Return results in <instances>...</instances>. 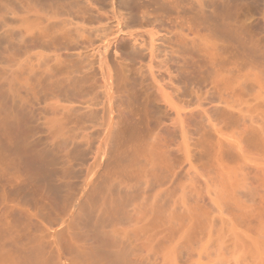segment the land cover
<instances>
[{
  "label": "rangeland",
  "instance_id": "rangeland-1",
  "mask_svg": "<svg viewBox=\"0 0 264 264\" xmlns=\"http://www.w3.org/2000/svg\"><path fill=\"white\" fill-rule=\"evenodd\" d=\"M127 1H129V2H127ZM132 1H134L133 4H132ZM213 1H215V2L217 1V3L220 5L221 2L224 0H220V1L219 0H213ZM228 1H229V8H232V7H233V9L235 8L234 10L230 9L231 12L229 10L228 11L230 13H232V11H236L238 9L237 11L240 12V17L238 16L237 18L245 23L244 24L243 22L236 20L237 24H239L241 22V24H242V26L240 24L241 30L245 28L244 30H242V33L244 34V36H243V34H241V36H243V37H241V39L243 38V40H244V41H241V44L242 45L244 44L243 46L241 45V47H243V48L239 49L240 52L239 51L237 52L238 48L237 49H235L234 47L232 48V46L237 47V44L235 42L234 43L236 45L232 44V46H231L230 43H232V41L231 42L229 40L226 41V38L224 41L221 40V39H223V37L220 36L221 34H219V29H220L219 27H218V30H215L218 26V25H216V28L213 29V31H211L212 29L210 31H211V33H214V31H216L214 34H216V35L219 34L218 36H220V38H221L220 40H219V38H217V36L214 37V36H212V34H209V33H208V35H206L207 33H204V32L203 33L205 34V36H207V37H205L206 40L208 38L207 41H210V42H207L204 39L203 33H202L203 37L200 34L201 38L198 37L199 35L197 37L195 36L196 38L194 40L196 42L194 40L191 42L190 38L185 39L183 37L184 38L183 39L181 37L183 40L180 41V44L185 45V48L189 47L188 49H191L193 47L192 49L194 51L193 52L194 54H192V55L195 57L193 60V58L190 59V57L192 55H186L185 56L186 58H187V56L189 57L187 59L189 63L187 62V66L185 65L186 64L185 63L184 64L185 66H184L181 61H180V63H176V61H175L176 59H174V60L172 59L173 57H176L179 55H176L175 53H172L170 51L171 50L170 47L173 46L174 41L172 42L171 39L167 38V37H169L168 34H165V35H167V36H165L164 32L161 30L162 32L161 31L158 32L159 35H157V34H155L154 36L148 35V32L150 30H152V26L151 25H147V26L145 25V27H144L143 25H139L138 24L139 18H137V16L133 17L132 21L130 20L129 26H125V24H127L129 21L127 19L122 18V14L126 13V9H123V7L125 8L127 5L130 6V4H132V6H134L135 0H104V2L102 0L101 4L103 3V7H101L102 5L100 4L101 5L100 6L101 11L97 14L99 17V20L95 21L94 23H91V25H88L86 27L87 30H85L84 32L79 33L80 34L79 36H81L80 39H84L86 43L81 45L82 47L78 45V48L76 50H70L69 52H67V55H68V53H69V55L73 54L72 57L75 60L71 57V55H70V57L68 55V57L66 58L64 63L63 62L60 63V61L63 58L59 57V60H58V57H56L55 54L53 55V50L51 49V47L49 49V47L47 46L48 47V49H47V47H45L44 45H41L39 43H38L39 45H37V43L34 44L33 42H30V44L32 43L33 46L36 45L35 48H32L33 46L31 47L29 45V43L26 44V46L29 45V47H26L22 43L19 44V42H18V40H19L18 39L19 29L18 28L20 27V29H21V27H22V26H20L21 21L19 20V19H21L22 15H20L21 12L19 11L20 7H18L19 6L18 0H0V75L2 78V79H0V81H3V83L6 82L5 84L0 82V84L5 86V87H3V86L2 87H3V89L5 88L4 90L7 92V90L9 91V88H8L9 82H7V81H9V79L11 81V77H14L13 79L15 81L12 82V85L17 84L15 86H18V88H17L18 109H19V106L21 105L22 108L25 110V112L28 113V114L27 113H24V114L21 113V111L24 112V110L23 109L21 110V107H20L21 111L18 110V113L20 112V114L23 115L22 117L24 118V120H23L24 123H22V122L20 123V125L17 128V131L12 130V131H10L11 133L10 132L7 133L5 136L7 138H5L4 136L1 137V140H3L2 138L5 139V142H6L5 144H7V147H6L7 149L5 150V148L2 146L1 151H0V152H2V155H0V160H1L0 167L3 171V172H1V170H0V176H2V174H3V176L0 177V179H3L5 181V182H3L4 185L0 183V186L3 185L0 188L4 189L5 192H2L1 190L0 191H1V194L3 193L5 195L4 196L2 194L1 197L3 196V199L6 198L3 200L0 197V199L3 200L2 206L0 203V211L4 210V213L0 212V215L1 216H2V214L5 215L6 210H8L9 215H5L6 217L4 216V218L1 217L0 226L2 224L3 219H5V220L7 219L6 223L10 222L9 223L10 225H8V223H7V225H8L7 227L11 228V226L13 224H14L13 225L14 227L16 226L15 228L12 226L13 229H16L15 235H11V234H14V232H15L14 230H12V228L7 229V227H6V229L4 228L5 231L4 230L0 231L1 232L0 235H2L3 239L6 238V241H8L7 243H10L11 245H14L15 247H16V245H17V247H18V245H19V247H23L27 244V243H24V242H26L27 239H29L32 242L33 240L36 241L35 238L37 237L40 239L39 240L37 239L38 241H36V242L40 243L39 241L42 239L41 241H43L44 244L46 242V244H45L46 248H48L50 250L53 248L52 250L54 252H55V250L57 251V249H60V248H58V247H60V245L65 248L66 246H69L68 244L73 246V244H71V243L75 242V245L77 247V245L80 246L81 243H86L87 241H89L90 243L92 242V243L89 244V242H88L85 244V246L87 244H89V245H91V247L94 246L93 244H95V243L97 244L99 242L98 243L99 245L97 244L98 247L94 248L95 250H98L99 246H101L100 241L102 239H104L109 234V232H111L112 234H109V236H107V237H111L110 235L113 236L114 234H116V235H114L113 238H111L113 240H114V238H116L115 240H117V242L119 241L117 243L116 248H118V247L121 248V246H122V248L123 247L125 248L128 246L127 251H130V253L132 254V256H131L132 260H133L132 264H264V0H241L243 2V4H242V2L240 1L241 5L239 4V2L237 3L236 1L235 2L230 1V0H228ZM126 2L129 4H127ZM215 2H214V6L217 4ZM121 5H126V6L122 7ZM221 6L222 5H220L219 7H221ZM214 8L217 11L216 7H214ZM44 9L46 10L45 7L43 8V10ZM229 12H228V14H229ZM238 12H237V14H236V12H234L232 14L234 16V18L232 17L233 23L235 21L234 19H237L235 14L239 15ZM243 15H245V16H243ZM213 19L215 20V22ZM213 19H212V22H213V25L215 27V24H217V22H219V21H217L218 19H216L215 17H213ZM230 19H231V17H230ZM72 20H74V19H72ZM118 20L121 22L122 31L125 30L124 32H126L128 30H131L134 33H136L138 31L136 33V34H138L137 40L139 42H142V40H143L142 43L146 44L147 47H149L153 43L152 47H154L153 48V56L154 57H152V59L150 58L148 60V58H149L148 57V50H146V51L142 52L141 57L147 56L148 58L147 57H145V58L140 57L141 59L139 58L140 62L142 60L141 65H145V66L138 65L139 63L136 61L138 58L135 59V63H137V64H135L134 61L132 63V61H130L129 59L126 60L127 59L126 56H124V55H122L123 57L121 56L122 59H120V60H123L124 63L126 62L125 64L128 67V68L125 67L128 69V71H127V69L124 70L126 75H128V74L131 75V73H134L136 71V74H133V75L137 76L136 78H138V76L141 78L135 80L133 75H131L133 78H131L130 82H132L133 80H134V82H133V84L129 85V88L131 86L132 89L124 88L126 90H123V92L124 91L126 92L127 90H129V92L127 91V95L125 94V92L123 94L121 92L122 95L128 96L127 99H126V97H124L120 94H117V96L114 95V96H116L114 99V105L118 106V105H120V102H123V105L121 107H125L126 108V109L124 108L125 111H128V112H130V111L132 112L133 109H131V108L135 107L134 108V109H136L135 112L133 110V112L135 114L134 113H129V114L134 115L133 116L134 119L140 120V121H138L137 129H136L137 134H138L136 137L137 140L133 139L131 141L133 143H136L137 148L142 150L143 152L145 151V149H146V151H145L146 153L150 152V149H151L152 150L151 152H154V154L157 155L156 157L154 156L156 159V162H154V164L151 165L148 162L147 158H144L146 156L140 155L137 157L138 159H136L137 163H136V161L135 162L133 161L134 165H133V163H131V164H128L127 166H124L119 162H117V164L116 163L113 164L110 162L111 166L108 167L109 165L107 164V161L109 163L110 160H107V159L113 158V157L109 156L106 159L107 161L104 160L106 163L104 165L105 167H102L103 169L105 168V170H107L106 172L108 174L105 173V170H102L101 168H99L100 170H97L98 169L97 168L96 171H98V172L100 171L99 174H98V172H97V174L99 176L102 175L100 177L102 178L103 182L106 181V179L107 180L109 179V182H106V183L108 185L110 184L112 187L111 186L109 187L105 182H104V185L108 186V187H104V185L102 183H99L101 181V179H99L100 177L96 176L94 174L97 178L98 177L99 178L97 179L95 176H92V179L94 180V178H95V180L92 181L91 183L89 182L91 185L88 184L87 185L88 189H87L86 184L82 186L81 182L82 183L85 182V180H83V178L85 179L84 176L86 175L85 171H86L89 163L90 162L92 163V161H91V157H93L92 156L93 155L92 150H94L93 148L96 146V145L94 146L93 144H97L95 142H97L99 140L100 131L102 130V128H101V126H99L98 127V129L100 128L98 130L99 132L94 134L96 137H98V139L95 138L94 135L92 136L93 138H95L97 140L94 139V141H93L92 137L88 140L90 142V148H91L90 152L92 155L88 154V152H89L88 150L83 149L82 144L84 143L85 138L84 137L80 138L81 133H82L81 132L82 129H84V130L88 129L86 132L97 129V125H96V128L91 127L92 122L90 123L89 127H87L89 123H86V125L84 124L85 127H82L83 124H81V125L80 124H78V125L69 124L68 126L70 128L68 126H66L65 129H66V131H68L66 133L67 134L71 133L72 135H74L72 137L71 134H68V136L71 135V136H69V139H70V137H72L70 139V141H72L70 146H72L73 144H74L73 146H75L76 143L78 146V143L82 142L81 144H79V146L82 147V150H84V152L83 151L81 152V150L80 151L76 150V151H78V152H76L75 150H72L74 148H72V147L70 148V146H68L67 141H68V143H70V142H69L68 136L65 137L66 133L64 132L65 131L64 128H61V126H58V124H56L57 122H55V120H54V112H56L57 109L54 108V110H56V111L53 110V112H52L51 110L53 108L51 109L52 106H50L48 104L49 98H50V103H53V102H51V100H52L51 99V95H52L51 93H53V92H51V89H53L54 85H56V82L58 83L57 85H60V86H62L63 83L65 84V81H63V80L65 79L66 74L59 76V78H58V74H57L56 78L58 80L56 79V82H54L55 80H53V79H55V76H54L55 74L54 75L48 74V71L50 70L49 73H54V72H51L54 70L50 69V68L54 67L53 66V60L59 62L63 66H65V64L68 61L72 62L74 60V62H76L77 60L80 61L82 58H83L85 64H88V62H89L92 66V63L94 62L93 63L94 68H92V71L89 72V75L91 76V78H90V76H89V78L92 79L93 87H90L91 86V82H90L91 80L89 81L90 84L88 83L89 87L93 88V92H89L92 90V89L91 90L89 89V91L87 93V95L89 97L87 95L86 96H87V98H93V101L97 100L98 102H100V103H98L95 101L96 106L99 104L98 106L100 108L98 106L92 107V108H94V109L97 108L99 110L102 108L103 105L106 106L108 103L106 102L107 100H106V95L104 92L105 91L104 87H101V86H103V83L101 80V73L99 72L100 69H98L99 68L98 62H96V60L98 58L97 57L98 55L96 53L97 49H95V50H93V49L98 46V44L100 43L99 41H101L100 38L103 36V34L104 35L105 34H111L112 35L117 31ZM133 20L135 22L138 21L136 23V26H134L135 23ZM76 21H77V23H78V21L80 22V20L75 18L74 22L76 23ZM226 22H227L226 24H229L228 20ZM34 23H36V22H34ZM81 23L82 22H80V24ZM233 23H231L229 25V26H231V28H233V26H234V25L232 26ZM236 23H235V27L237 26ZM28 24H31V21H28ZM80 24H77V26H79ZM42 25H44V24H42ZM132 26H134V27H132ZM38 27H39V25H38ZM38 27H36L37 30H38ZM67 27H68V29H73L74 24L72 26L70 25ZM34 32H36V31L34 30ZM217 32H218V34H217ZM72 33H74V32H72ZM120 34H122V33L119 32V35ZM72 36L74 37V35H72ZM152 38H153V42L151 43L150 41L152 40ZM166 38H167L168 42H167ZM189 39H190V41H188ZM214 40L215 41L218 40V41L214 42ZM90 41L92 43H94L93 44L94 46L93 45L90 46L88 44V42H90ZM186 41H188V42L186 43ZM222 41H223V43L225 42L224 44L228 47L223 45ZM184 42L186 44H184ZM193 42L195 45L196 44L197 45L195 46L193 44ZM226 42H228L229 44ZM242 42H244V43H242ZM168 43H170V44L172 43V44L170 45ZM168 45H170V46L168 47ZM191 45H193V46H191ZM37 46H38V48H37ZM146 46H144V47H146ZM221 46L224 48H222ZM197 48H199L198 51L196 50ZM244 49L246 50V52ZM74 51H75V55H74ZM195 51L198 53L196 54ZM78 54H81V58L77 57V59H76V56ZM169 54H170V56H169ZM195 54H196V56H195ZM240 54H242V55H240ZM251 54H253V55H251ZM171 55L173 57H171ZM53 56L56 60L53 59ZM108 57L110 58V56H108ZM111 57L114 58L113 55H111ZM115 58H119V57L116 56ZM51 59H53V60L51 61ZM150 60H152V62ZM192 60L194 61V63H192V65H190V63L193 62ZM108 61H109V65L113 64V66L111 65V68H112L115 66V63H116V65L118 64L117 61H119V59L118 60L115 59V61H113L110 58V60H108ZM164 61L167 63L169 61V65L173 68L179 67L180 68L179 71H181L182 74L180 72L179 76L175 75V72H174L175 69H173V68L171 69L172 71L174 70L173 73L170 72L171 67L169 65H167V63H165ZM180 64L184 67H187V68L181 67ZM196 64H197V66H196ZM132 65H133V71L131 72ZM189 65L191 67L193 66L192 67L193 69H191V67ZM117 66H115V67L116 68L120 67L119 65H117ZM148 66H150L151 70L148 69L149 68ZM44 69L46 71H44ZM183 69H184V72L182 71ZM186 69H188V70L190 69V70L188 71ZM94 70L96 72H93ZM89 71H90V69H89ZM5 72H7V73H5ZM42 72H44V74ZM10 73H12V75H10ZM137 73H138V75H137ZM155 73H157V74H155ZM187 73H189V74H187ZM36 74H37V76H36ZM152 74H154L153 77H152ZM9 75H10V77H9ZM46 75L50 76V77L52 75L53 78L51 77L52 78L51 79L50 77H47ZM60 75H61V73H60ZM158 75L160 76V79H159ZM172 75H174V76H172ZM190 75H193L194 77H196V79ZM38 77L40 80L38 79ZM175 77H176V79L178 78L179 82H177V80H175ZM190 77L195 79V81L193 80L194 81L193 84L196 83L195 86L190 85L193 82L191 80L192 78H190ZM217 77H219V78H217ZM25 78L28 80L26 81ZM168 78H171V79H168ZM187 78H188V81L186 80ZM153 79H154V81H151ZM172 79L174 81H172ZM213 79H215V80L217 79L216 80L217 82H215V80H213ZM19 80H20V82H19ZM22 80H24V81H22ZM46 80H48L47 83H46ZM139 80H141V81H139ZM156 80L160 81V82L165 81L164 83L166 85L168 83H169V86L171 85L170 87L169 86L166 87L168 89V90H166V93H168V94L163 96V98H161L162 95L159 94L158 91H157V93L159 96H157V93H156L157 89H155L156 88ZM223 80H224V82H223ZM41 81H42V84L44 86L41 84ZM146 81H148V83H146ZM183 81H185L186 83L188 82V84H186ZM189 81H191V83H189ZM218 81H219V83H218ZM228 81H229V83H228ZM37 82L38 83L40 82L39 85ZM52 82L54 85H52ZM211 82H215V84H216L214 86L215 88L211 87ZM23 83H26V85H23ZM224 83H225V85H227V84L228 85L225 86ZM9 84H11V83H9ZM33 84H35V85L33 86ZM137 84H142V85L140 86ZM12 85H11V87H12ZM50 85H52V86L50 87ZM185 85L188 87H186ZM219 85L220 86L222 85V86L220 87ZM139 86L142 88H140ZM147 86H149L150 90L149 89L147 90V88H148ZM184 86H185V89L183 88ZM201 86H202V88H204V87L209 88L208 89L209 91L207 90V94L204 96H198V98H197V95L194 94V98H195V96H196V98L192 99L191 95L193 93L191 95H190V93L194 92V90H196V88H198V87L201 88ZM35 87H37V88H35ZM126 87H128V86H126ZM138 87H139V89H138ZM189 87H192L191 90L189 89ZM225 87H227V88H225ZM20 88H23V89H20ZM32 88H33V90H32ZM34 88L36 90H34ZM44 88H47V89L44 90ZM172 88H174V89H172ZM175 88H178L177 91H181L182 94H180L178 92H175L176 94H173ZM219 88H220V90H219ZM25 89H26V91L24 92ZM38 89H39V91H38ZM182 89L186 90V92ZM211 89L214 91L212 92ZM29 90H32V91H30V93H32V96L29 93ZM48 91H49V93L47 94ZM168 91H170V92H168ZM187 91H191V92H187ZM218 92H220V93H218ZM25 93L29 94V95L27 96ZM90 93L92 94V96L89 95ZM170 93H171V95H170ZM185 93H187V94H185ZM38 94H40V95H38ZM93 94L95 95V99H94ZM22 95H23V97H22ZM47 95H50V96H47ZM119 95H120V97L122 96L124 98L121 97L122 99L118 102ZM186 95H189L191 98L189 97L190 98L189 99ZM206 96H208V98H206ZM40 97H41V101H40ZM43 97L45 98L44 100H42ZM28 98H29V100H27ZM46 98H48V99H46ZM177 98H178V100H177ZM45 100H47V101H45ZM124 100H125V102H124ZM170 100H171V102H170ZM193 100H195V102ZM217 100H219V101H217ZM149 101H150V103H149ZM156 101L158 103L159 102L160 103L157 105L155 103ZM190 101H191V103H190ZM208 101L210 102V104ZM41 102H44V103H41ZM46 102H48L47 105H49L48 109H47V105L45 104ZM134 102H135V104H134ZM193 102H194V105L192 104ZM201 102H204V103L206 102V103L204 104ZM105 103H107V104H105ZM126 103H127V105H125ZM161 104L164 105V107L168 106V107H166L168 109L162 107L160 110V108H158V107H161ZM172 104H173V106H172ZM175 105H176V107H175ZM179 105H181V106H179ZM78 106H81V105L78 104ZM141 106H143V108H141ZM107 108H109V107H107ZM107 108L106 107L104 108L106 110V112H102L101 110H100L101 112L100 111L97 112V114L100 113V115L96 116L93 124H96V121H97V124L101 123L100 122L101 116H103L105 119L107 118V116L106 117L104 116L105 114H107V112L109 110ZM144 108H145V110H144ZM176 108H177V110H180V113H182V115L184 116V117L180 116V118H178V119H181V121L179 120V122H181L180 123L181 125H178L179 123L177 124L179 126V130H178L177 125H174V124H176V122L175 123L173 122V120H175L173 117L175 114L174 110H176ZM184 108H185V111H184ZM141 109H142V112H141ZM80 110H82V109H80ZM182 110H183V112H182ZM168 112L170 115L169 114L166 115V113H168ZM189 112H190V115H188ZM220 112H222V113H220ZM141 113H143V114L145 113L144 115H146L145 116L146 118H144V115ZM183 113H185L186 116ZM29 114H30V116H29ZM114 114L116 115V113H113L112 115H114ZM192 114H193V116H192ZM225 114H227V115H225ZM45 115L46 116L49 115L50 117H46V119H45L44 118ZM138 115H139V117L141 116L142 118L141 117L139 118ZM147 115L149 116V118ZM154 115H155V118H154ZM156 115H158L159 117H157ZM163 115H164V117H163ZM27 116H29L30 119L29 118L27 119ZM97 117L100 118L99 121L97 120ZM47 118H50V120L52 122L54 121V124L52 125V122L49 119H48L49 124L48 123L46 124L47 121H45V120H47ZM115 119H116V117L114 118V121H115ZM158 119L165 121V124H167V126L170 128V132L167 128L166 134H165V135H167V139H169L167 144H159V143H157L156 139L150 137V135L152 134L151 131L154 129L155 123H156V121H158ZM10 120H13V119L10 118ZM216 120H218V122ZM182 121H183V123H182ZM191 121L193 122L192 124H191ZM28 122H29V124H27ZM30 122H31V124H30ZM172 123H174V124L172 125ZM59 124H60V122H59ZM20 126H21V130L24 129V130H26V132H32V134L28 133L29 135L31 134L30 135L31 137L28 138L29 140H31V138H32L31 141L28 140L26 142L27 139H25V137H24V140L22 139L26 132H22V135H23L22 136L21 133H19V132H21V130L19 131ZM30 126L33 130L30 128ZM32 126L34 128H38L40 130L34 129ZM175 126L177 128H174ZM181 126H182V129L180 128ZM184 127H185V129H184ZM191 127H192V130H191ZM57 128L61 129L62 133L60 132L61 130L59 131ZM114 128H116V126H114L112 129L115 130ZM30 130H32V131H30ZM33 131H35V132H33ZM75 131H76L77 135L74 134ZM12 132H14V133L16 132L14 135L18 136V140H17L18 144H17V142H15L14 144H17L19 146V142L21 143V141L22 142L25 141L27 145L32 143L33 144L32 146H34V147H32V146H30V147L32 149L34 148V150L31 149L32 150L31 153L38 156V157H44L48 162H50L51 168L49 166L47 168H50L52 170V173H53L52 176L54 175V177H55V178H53L51 176L52 177L51 180H53V181H51V180L46 181V184H48L49 182L50 183L53 182L52 186L50 183L48 184L49 187L51 186L50 189L48 186L43 185V183H45V182L42 183L40 181L41 179L39 180V178L32 175V173L28 174L27 170H25L24 172H26V173L23 174V172H22V170H20V168L21 167L24 169H26V168L23 166V164H21L22 162L18 160L19 164L17 165V163L15 162L13 157L9 156L10 150H15L18 147L17 145H15V146L13 145V140H16L17 138L14 139L15 137L12 136L13 135ZM168 132H169V134H168ZM174 133H176V134H174ZM180 134H181V136H180ZM8 135L11 136L10 138L12 139V141H10V142H11V145H13L14 149L12 148V146L9 147V145H10L9 140H11V139L9 138ZM174 135H175V137H174ZM20 136H22V138H20ZM25 136L28 137L27 133ZM43 136L46 138H44ZM47 136H48V138H47ZM54 136L56 139L53 138ZM75 137H76V140H78L79 142L75 141ZM77 137H78V139H77ZM8 138H9V140H6ZM37 138H39L38 139L39 141L37 140L35 142V140ZM51 138H53V139H51ZM150 138H151V140H150ZM170 138H173V139H170ZM41 139L43 140V142ZM48 139L53 140V141H47ZM62 141H63V143H62ZM91 141H93L94 143L93 142L91 143ZM184 141H185V143H184ZM3 142H4V140H3ZM3 142H1V144ZM28 142H30V143H28ZM155 142L157 144V147H155L153 145ZM128 143H130V141ZM147 144H148V146H147ZM42 145H43V147H42ZM45 145H47V146H45ZM159 145H161V147ZM52 146H53V148H52ZM77 146L75 147V149H81L80 147L77 148ZM30 147H29V145H28V147L26 146V148H30ZM40 147H42V148H40ZM50 147H51V149H50ZM8 148L10 149L9 151H8ZM54 148H56V149H54ZM122 149L123 148L121 147V150ZM124 149L129 151V152L128 151L126 152V150H125V153L127 155L131 154L130 147H124ZM39 150H40V152H38ZM42 150H44V151H42ZM54 150H56L58 152L61 151V153L63 151V153H64L63 155H65L64 156L65 158L63 157V155L60 152L57 154V152L55 153ZM41 151L44 153H48V154L50 152V155L47 156V154H46V156H45V154L44 153L42 154ZM71 151H73V152H71ZM33 152H35V153H33ZM85 152H87V153H85ZM119 152H121V151L119 150ZM3 153H4V156L6 155L5 157H2ZM53 153L55 154L56 158H54ZM66 153L70 154V156L72 153H74L73 155L79 153L76 155V156L79 155V157H78L79 161H77V157H75V156L66 157V155H67ZM59 154L62 155L61 157L63 159L60 158ZM84 154H86V155H84ZM120 154H122L123 157L127 156L124 154V152L120 153ZM41 155H43V156H41ZM90 155H91V157H90ZM8 156H9V158L10 157L11 158L9 159ZM80 156H81V158H80ZM50 157H52V158H50ZM72 157H73V159L76 158V160L74 161L72 159ZM1 158H3L4 160L6 159V160L3 162ZM85 159H87L88 161ZM83 160H84L85 164H84V162H82ZM111 160H113V159H111ZM138 160H140V161H138ZM72 161H74V162H72ZM81 162L84 164V167H83V164ZM2 163H4V165H6V166H4ZM15 163H16L17 167H16ZM70 163H72V164H70ZM1 164L3 166H1ZM68 164H70V165H68ZM74 164H77V165H74ZM79 164H82V165L79 166ZM132 165L134 167H137V169H135L134 167H131ZM112 166H113V168H111ZM116 166L118 167L119 170L121 167H122L121 169L124 171H127V170H125L127 167L131 168L132 170L128 169V170H130V174H129V171H127V172L120 171L119 172V170L116 171L117 170ZM10 167L12 169L15 168V170H17V171L12 170ZM56 167H58V168L56 169ZM108 169H109V171H108ZM110 169L112 170V172L114 174L113 177L110 176L112 179L109 178V174L111 171ZM57 170L59 173L61 172L60 174L58 173V175H57ZM10 171L14 174L13 175L14 177L11 175L12 173H10ZM133 171L136 173V175ZM102 172H104V173H102ZM63 173H65V174H63ZM117 173H119V176ZM122 173H123V175H124V173L125 174L128 173V175H126L127 177H125V175L123 176ZM133 173H134V176H133ZM6 174H8V175H6ZM17 174H18V179L16 182H18V191L19 192H18V194H16V193L12 194V192H14V191H12V189L9 186H11L13 184L10 185L9 183H10V181H11V183L15 182L16 179H14V178H17L16 177ZM66 174H67L69 180L65 179L64 175H66ZM104 174H105V178L103 176ZM10 175L12 178L10 177ZM25 176H26V178H25ZM57 176H60V177L62 176V179L58 178ZM106 176H108V177L106 178ZM129 176H130V178H128ZM22 177L25 179H23ZM31 177H33L34 179L38 178L37 180L39 182H41V184L36 183L38 181L34 180L36 183L35 184ZM63 177H64V179H63ZM72 177H74V178H72ZM9 179H10V181H9ZM3 180H0V182H2ZM19 180H20V182H19ZM28 180L30 181V184H29ZM97 180L99 182H97ZM123 181H125V182H123ZM24 182H26V183H24ZM78 182L80 185L77 184ZM95 183H97V184L94 186V188H92L93 184H95ZM37 184H39L40 186L37 187ZM53 184H55L56 187L53 186ZM33 185H36L37 188L36 187L34 188ZM42 185H43V188H41ZM72 185H73V188H71ZM97 185H99V186H97ZM5 186H7V188ZM53 187L55 188V192L52 191ZM78 187H80V188H78ZM83 187L86 188L84 190L87 192L83 191ZM102 187H103V190H102ZM66 188L68 189V193H70V191H71L72 195L68 194L66 192H62V190L67 191ZM97 188H98V190H97ZM111 188H112V190H111ZM7 189H8V191H7ZM46 189L48 191H50V192L52 191V192L48 193V191H46ZM58 189H59V192H58ZM81 189L83 192L81 191ZM94 189H95V192H94L95 194L92 193L94 191ZM37 190H38V192H37ZM77 190H79V191H77ZM91 190H93V191H91ZM90 191H91V193H90ZM106 191H107V193H106ZM7 193H10L12 195V197H15L16 195H18L17 201H19V202H17V203H19V204H17V203L16 204L18 205L17 207H19V208H17V207L16 208L18 210L20 209V211H18L15 207H13V205L15 204L13 202V200H15V202H16L17 198H14L12 200V202H13L12 203L10 201V199H12V198H11L10 194L8 195ZM20 193H21V195H19ZM56 194H57V197H59V198L55 197ZM91 194H94L95 197H94V195L91 196ZM60 195L63 196L64 198L61 197ZM78 195L79 196L81 195L80 198ZM102 195H104V196H102ZM109 195H111V197ZM118 195H119V198L122 200H120L118 198ZM9 196H10V199H9ZM51 196H52V198L54 197L55 199L53 198L51 200ZM76 196H78V197H76ZM88 196H91L90 197L91 199H89ZM123 196H124V198H122ZM92 197H94V198H92ZM99 197H100V201L105 197L104 198L105 200L102 201L104 203L99 201ZM152 197H154V198H152ZM46 198H47V200H46ZM106 198H108L109 202L112 201L113 203L110 202L109 204H107L108 200ZM21 199H23V201ZM67 199H68V202H70V203L67 202ZM111 199H114V201ZM65 200H66L65 203H67V204H65L63 206V204H64L63 201H65ZM75 200H77V201H75ZM106 200H107V202H106ZM127 200L129 202H127ZM152 200L154 202H151ZM21 201H22V203H21ZM57 201H60L62 204H59L60 202L58 203ZM56 203L58 204V206H61V207H58L56 205ZM118 203H119V205H118ZM145 203H146V205H144ZM86 204H88V205H86ZM104 204H105V206H104ZM147 204H149V205L147 206ZM69 205H70V207H69ZM113 205H114V207L116 206V208L112 209V211H113L112 212L108 208H112ZM4 206H6V207L3 209ZM62 206H63V208H65V206H66V208H65L66 210L63 209ZM71 206H73V207H71ZM110 206H112V207H110ZM1 207L3 210H1ZM20 207H22V209ZM51 207H52V209H51ZM95 207H97L99 210ZM123 207H124V210H123ZM132 207L133 208L135 207V208L133 209ZM57 208H60V209H57ZM102 208H104V209L107 208L105 213H102V212H104L103 211L104 209L102 210ZM146 208H148V209H146ZM73 209H75V210H73ZM120 209L123 210V211L121 210L122 213H120L121 212ZM70 210H71L72 214H71V212L70 213L68 212ZM34 211H36V213ZM108 211L112 212V214ZM149 211H151V212H149ZM123 212H124V214H123ZM145 212H146V214H145ZM8 213L6 212V214H8ZM24 213L27 215H25ZM85 213L88 215H86ZM101 213H102V215H101ZM106 213H109V215L107 216ZM95 214H97V215H95ZM104 214H106V215H104ZM120 214H121V216H119ZM162 214L164 217L162 216ZM34 215H35V217H34ZM123 215H124V217H122ZM105 216L109 217L110 219H108V218L105 219ZM117 216H118L117 219L114 218ZM75 217H76V219H75ZM121 217H122V219H121ZM13 218H14V222H13ZM30 219H31V221L33 220V222H31ZM79 219H80V221H79ZM93 219H94V221H93ZM157 219H159V221ZM81 220H84L85 222L86 221L87 222L84 223ZM108 220H110V222H108L109 224H107ZM71 221H72V223H71ZM73 221L76 223H74ZM30 222H31V224H30ZM88 222H89V224H88ZM104 222H106V224ZM143 222H144V224H143ZM3 223H5V222L3 221ZM122 223H124L125 225L124 224L121 225ZM26 224H27V226H26ZM43 224H45V225H43ZM104 224H105V226L106 225L107 226L103 227ZM3 225L4 224H2V229H3ZM110 225H114L116 228L114 226H110ZM5 226L6 225H4V227ZM36 226L38 227V230H37ZM43 226L44 227L46 226L45 227L46 230ZM122 226L124 228H122ZM125 226L127 227V229L125 228ZM31 227L34 228V229L32 228V231L33 232L35 231L34 232L35 235H34V233L31 234L32 233ZM95 227H98V229ZM22 228L23 229L27 228L30 231L27 229L23 231ZM39 228H41V229H39ZM101 228H104V230ZM120 229L122 232L119 231ZM40 230H42V231L44 230V231L42 232ZM55 230L56 231L58 230L60 232L58 234H55L56 233ZM62 230H63V232H62ZM94 230H95V232H94ZM115 230L116 231L118 230L117 232L119 234ZM87 231H88V233H86ZM126 231H127V233H126ZM4 232L5 233L9 232V234H7V233L5 234ZM26 232H28V234ZM106 232H107V235H106ZM36 233H37V235H36ZM72 233L74 234L73 237H72ZM90 233H92V234H90ZM101 233H103L104 238L102 237ZM25 234H27V235H25ZM44 234L45 235L47 234L46 235L47 237L43 236ZM52 234L53 235L55 234L54 235L55 237ZM38 235H39V237H38ZM77 235H78V237H76ZM118 235H120V236L118 237ZM12 236H13V238H12ZM24 236L26 238H24ZM32 236H35V237H32ZM8 237L9 238L11 237L10 238L11 240L10 239L8 240ZM29 237L33 238V239L31 240ZM42 237H44L46 239L44 240V238H42ZM85 237H89L92 239L87 240L88 238L86 239ZM94 237H95V239H94ZM98 237L100 239H98ZM74 238H76V239H74ZM128 238L131 240H129ZM14 239L16 240L17 244L15 243ZM51 239H53V241H51ZM93 239L95 241L96 240L97 241L100 240V241L95 242V241H93ZM18 240H19V242H18ZM65 240H67V241L65 242ZM121 240H123V241H121ZM124 240H126V241H124ZM13 241H14V243H13ZM30 241L28 242V244L30 243ZM70 241H71V243H70ZM36 242H34V243H36ZM51 242H53V244L55 243L54 244L55 246L52 245ZM125 242H127V243H125ZM32 243L29 245H33ZM43 243L41 242L42 245H43ZM23 244H25V245H23ZM56 244L57 245L59 244L58 247ZM96 244H95V246H97ZM123 244L124 245L129 244V245L123 246ZM20 245H22V246H20ZM34 245H37V243ZM45 245H43V246L45 247ZM118 245H120V246H118ZM130 245H131V247H130ZM81 246L83 247L84 244H81ZM55 247H57V248H55ZM113 248H112L113 251H116V248L115 247H113ZM120 248H118V249H120ZM128 248L131 250H129ZM110 249L111 248H109V250ZM105 250H106V248H105ZM122 250H124V249H122ZM124 251H126V248ZM142 253H144L145 255H143ZM139 254H141V255H140V257L138 256L139 257L138 258L137 255H139ZM68 257H71V256L67 255V258ZM135 257H136V259L134 260ZM54 258H56V257H54ZM137 259H138V261H136ZM58 260L59 259H57L56 262ZM140 261H142V262H140ZM100 263L101 262H96L93 264H100ZM57 264H58V262H57Z\"/></svg>",
  "mask_w": 264,
  "mask_h": 264
},
{
  "label": "bare ground",
  "instance_id": "bare-ground-1",
  "mask_svg": "<svg viewBox=\"0 0 264 264\" xmlns=\"http://www.w3.org/2000/svg\"><path fill=\"white\" fill-rule=\"evenodd\" d=\"M101 1L102 0H18V7H20L19 9V11L21 12L20 13V15H22V17H21V19H19L21 22V25L20 26H22L21 27V29H20V27L18 28L19 29V31H18V42H19V44H23V45H25L26 46V44L27 43H29V45L32 47L33 45H32V43L30 44V42H33L34 44L35 43H37V45H39V44H41V45H44L45 47H49V49H50V47H51V49L53 50V55L55 54V56L56 57H58V60H59V57H61V58H63L61 61H60V63H64L65 62V60H66V58L68 57V55H69V53H68V55H67V52H69L70 50H76L77 48H78V45L79 46H81V45H83V44H85L86 42H85V40L84 39H80V37L81 36H79L80 34V32H84L85 30H87V26L88 25H91V23H94L95 21H97V20H99V17H98V13L101 11V7H103V3L101 4ZM220 1V0H219ZM230 1H236L237 3L239 2V4H240V1L241 0H230ZM6 2V1H5ZM103 2H104V0H103ZM127 2H129V1H127ZM126 2V3H127ZM133 2L134 1H132V4H133ZM214 2L215 1H213V0H135V5L134 6H132V4H130V6H126V5H121L122 7L123 6H126L125 8L123 7V9H126V13H124V14H122V18H124V19H127L129 22L127 23V24H125V26H129V23H130V20L132 21V18L133 17H136L137 16V18H139V25H143L144 27H145V25L147 26V25H151L152 26V30H150L149 32H148V35H150V36H154L155 34H157V35H159L158 34V32H160L161 30L164 32V35L165 34H168L169 35V37H167L168 39H171L172 40V42L174 41V44H173V46H171L170 48H171V52L172 53H175L176 55H179V56H176V57H173L172 55H171V57H173L172 59L174 60V59H176L175 61H176V63H180V61L182 62V64L184 65L185 63V65L187 66V62H188V56H187V58L185 57L186 55H192V54H194L193 52V47L191 48V49H188L189 47H187V48H185V45H183V44H180V41H182L184 38L186 39H188V38H190L191 39V42L198 36V37H200L201 38V36L204 34V33H207L206 35H208V33L209 34H212V36H217V38H219V40L221 39L220 38V36H222L223 37V39H221V40H225V38H226V41L227 40H229L230 42L232 41V43H230V45L232 46V44H237V47H235V46H232V48L234 47L235 49H237L238 48V50H237V52L239 51V49H241V48H243V47H241V41H244L243 40V38L241 39V37H243L244 36V34L242 33V30H244V29H242L241 30V26H242V24H241V22H243V21H241V20H239L237 17L239 16L240 17V12H238L237 10L236 11H232V13H230L231 12V10L230 9H232V10H234L233 9V7L232 8H229V1L228 0H224V1H222L221 2V4L220 5H222L221 7H219L220 5L217 3V1L215 2V3H217L215 6H214ZM242 2V1H241ZM220 3V2H219ZM245 3V2H244ZM102 6H101V5ZM127 4H129V3H127ZM242 4H243V2H242ZM235 5V4H234ZM241 5V4H240ZM101 6V7H100ZM46 8V10L44 9L43 10V8ZM214 7H216V9H217V11L215 10V8ZM113 8V7H112ZM240 8V7H239ZM230 12H229V11ZM18 11V12H19ZM228 12H229V14H228ZM234 12H236V14H237V12H238V14L239 15H236L235 14V16H236V18L237 19H234L235 21H234V23L232 22L233 21V18H234V16L232 15ZM231 15V16H230ZM127 16V17H126ZM231 17V19H230V17ZM243 16H245V15H243ZM242 16V17H243ZM213 17H215L216 19H218L217 21H219V22H217V24H215V27H214V25H213V22H212V19H213ZM233 17V18H232ZM241 17V18H242ZM71 18V19H70ZM75 18L76 19H78V20H80V22H82L81 24H80V22L78 21V23H77V21H76V23L77 24H80L79 26H77V24L74 22L75 21ZM229 18V19H228ZM246 18V17H245ZM72 19H74V20H72ZM136 19V18H135ZM214 20V19H213ZM228 20V22H229V24H226L227 21ZM236 20H238V21H241L239 24H237L236 23ZM244 20V19H243ZM247 20V19H246ZM28 21H31V24H28ZM134 21V20H133ZM137 21V22H138ZM34 22H36V23H34ZM73 22V23H72ZM137 22H135L134 21V26H136V23ZM214 22H215V20H214ZM248 22V21H247ZM19 23V22H18ZM19 23V24H20ZM220 25H219V24ZM231 23H233L232 24V26H233V28H231V26H229ZM235 23L237 24V26L235 27ZM244 23V22H243ZM42 24H44V25H42ZM74 24V27H73V29H68V27L67 26H72ZM225 24V25H224ZM240 24H241V26H240ZM245 24V23H244ZM38 25H39V27H38ZM216 25H218L217 26V28H216ZM227 25V26H226ZM117 31L114 33V34H103V36L100 38V40L101 41H99L100 43L98 44V46L96 47V48H94L93 50H95V49H97L96 50V53H97V60H96V62H98V69H100V73H101V80H102V83H103V86H101V87H104V92H105V95H106V102L108 103H105V104H107L106 106H102V108L101 109H94V108H92V107H97L96 106V104H95V101L96 102H98L97 100H94L93 101V98H87V93H88V91H89V89L91 90V91H89V92H93V88H90V87H93V85H92V79H90L91 78V76L89 75V72H91L92 71V68H94L93 67V63H92V66H91V64L88 62V64H85V62H84V60H83V58L79 61V60H77L76 62H74V58L72 57V55L73 54H70L71 55V57L74 59H72L73 61L71 62V61H68L66 64H65V66H63L62 64H60L59 62H57V61H54L53 59H55L54 58V56H53V59H51V61L53 60V68H50L51 70H54V71H51V72H54V73H49L50 72V70L48 71V74H52V75H54L55 76V79H53V80H55L54 82H56V75L58 74V78H59V76H62V75H65L66 74V77H65V79L63 80V81H65V84L63 83L62 84V86H60V85H57L58 83L56 82V85H54L53 84V82H52V85H54V87H53V89H51V92H53V93H51L52 95H51V99L53 100H51V102H53V103H50V98H49V103L48 102H46L45 104L47 105V103L50 105V106H52L51 107V111L53 112V110H54V108L55 109H57V111L56 110H54V111H56V112H54V120H55V122H57L56 124H58V126H61V128H64V132L66 133V132H68V131H66V129H65V127L66 126H68L69 124H76V125H78V124H83V126L82 127H85V125H86V123H89L88 124V126L87 127H89V125H90V123H91V127L93 128H96V125H97V129H95V130H92V131H88V132H86L88 129H86V130H84V129H82V133H81V136H80V138H82V137H84L85 138V141H84V143L82 144V146H83V149L85 150H88L87 152H88V154H91V152H90V142L88 141L94 134H96V133H98L99 131V129H98V127L99 126H101V128H102V130L100 131V137H99V140L97 141V142H95V143H97V144H93L94 146V150H92L93 152V157H91V155H90V157H91V161H92V163L90 164L89 162V165L87 166V169H86V175L84 176L85 177V179L83 178V180H85V182L84 183H82L81 182V184H82V186L83 185H85L86 184V188L88 187L87 185L88 184H90L92 181H94L95 180V178H94V180L92 179V176H99L98 174H99V172L98 171H96V169L97 170H100L99 168H101L102 170H105V168L103 169L102 167H105L104 165L106 164L105 163V161H107V160H110L109 161V163L111 162V163H113V164H117V162H119V163H121L122 165H124V166H127L128 164H131V163H133V161L135 162L136 161V163H137V160L136 159H138L137 157L138 156H140V155H143V156H146V157H144V158H147V160H148V162L152 165V164H154V162H156V159H155V157L157 156V155H155L154 154V152H151L152 150L150 149V152H145L146 151V149H145V151L143 152L142 150H140V149H138L137 148V144L136 143H133L131 140H137V131H136V129H137V124H138V121H140V120H135L134 119V115H130L129 113H134L135 112V110L136 109H134V108H131V109H133L134 110V112H133V110H132V112L130 111V112H128V111H125V107H121L122 105H123V102H120V105H118V106H115L114 105V99H115V97L117 96V94H120V95H122L124 92H123V90H126V89H124V88H128V89H132L131 88V86H130V88H129V85L130 84H133V82H134V80L132 81V82H130V80H131V78H133L134 77V79L136 80V79H139V78H141V77H139L138 76V78H136L137 76H134L133 74H136V71L134 72V73H131L132 71H133V65H132V70H131V75H133V77L131 76V75H126V73L124 72V70L125 69H127L128 67H127V65L124 63V61L123 60H120V59H122V55H124V56H126L127 57V59L126 60H130V61H132V63H133V61H134V63H135V59H137L136 61L139 63L138 65H140V66H145V65H141V63H142V60H141V62H140V60H139V58L142 56V52L143 51H146V50H148V57L147 56H143L144 58L145 57H147L148 58V60L151 58L152 59V57H154L153 56V48L154 47H152V42H153V38H152V40L150 41L152 44L149 46V47H147L146 46V44H144V43H142L143 42V40H142V42H139L137 39V36H138V34H136V33H134L133 31H131V30H128V31H126V32H124V31H122V29H121V22L118 20V22H117ZM134 26H132V27H134ZM36 27H38V30L36 29ZM218 27L220 28L219 29V34H221L220 36H218L219 34H218V32H217V34L218 35H216V34H214L216 31H214V33H211V31H213V29H215V30H218ZM235 27V28H234ZM248 27V26H247ZM250 27V26H249ZM140 28V27H139ZM237 28V29H236ZM212 29V30H211ZM247 29V28H246ZM249 29V28H248ZM34 30L36 31V32H34ZM211 30V31H210ZM161 31V32H162ZM72 32H74V33H72ZM119 32L120 33H122V34H120L119 35ZM204 32V33H203ZM244 32V31H243ZM140 33V32H139ZM142 33V32H141ZM203 33V34H202ZM200 34H201V36H200ZM214 34V35H213ZM241 34H243V36H241ZM72 35H74V37L72 36ZM163 35V36H164ZM246 35V34H245ZM248 35V34H247ZM165 36H167V35H165ZM196 36V37H195ZM204 36V39L206 40V38L205 37H207V36H205V34L203 35ZM202 36V37H203ZM156 37V36H155ZM179 37V38H178ZM183 39H182V38ZM211 37V36H210ZM149 38V37H148ZM164 38V37H163ZM162 38V39H163ZM167 38H166V40H167ZM190 39L188 40V41H190ZM203 39V38H202ZM203 39V40H204ZM210 39V38H209ZM247 39V38H246ZM140 40V41H141ZM207 40H208V38H207ZM206 40V41H207ZM146 41V40H145ZM188 41H186V43L188 42ZM195 41V40H194ZM202 41V40H201ZM218 41V40H217ZM217 41H215L214 40V42H217ZM223 41H222V44L223 45H225L224 43H223ZM247 41V40H246ZM167 42H168V40H167ZM196 42V41H195ZM207 42H210V41H207ZM235 42V43H234ZM248 42V41H247ZM39 43V44H38ZM183 43V42H182ZM185 42H184V44H186ZM201 43V42H200ZM226 43H228V42H226ZM242 43H244V42H242ZM246 43V42H245ZM88 44L90 45V46H92L94 43H92L91 41L90 42H88ZM168 44H170V43H168ZM172 44V43H171ZM170 44V45H171ZM191 44V43H190ZM193 44H194V42H193ZM203 44V43H202ZM229 44V43H228ZM235 44V45H236ZM29 45L28 46H26V47H29ZM167 45V44H166ZM170 45H168V47L170 46ZM183 45V46H182ZM189 45V44H188ZM187 45V46H188ZM195 45V44H194ZM197 45V44H196ZM195 45V46H196ZM244 45V44H243ZM242 45V46H243ZM94 46V45H93ZM144 46H146V47H144ZM191 46H193V45H191ZM205 46V45H204ZM207 46V45H206ZM226 46V45H225ZM246 46V45H245ZM252 46V45H251ZM36 47V45L35 46H33L32 48H35ZM48 47H47V49H48ZM82 47V46H81ZM199 47V46H198ZM202 47V46H201ZM222 47V46H221ZM226 47H228V46H226ZM230 47V46H229ZM37 48H38V46H37ZM156 48V47H155ZM196 48V47H195ZM200 48V47H199ZM199 48H197L196 50L198 51L199 50ZM203 48V47H202ZM222 48H224V47H222ZM221 48V49H222ZM231 48V49H232ZM248 48V47H247ZM256 48V47H255ZM145 49V50H144ZM195 50V49H194ZM245 50V49H244ZM254 50V49H253ZM48 51V50H47ZM51 51V50H50ZM49 51V52H50ZM201 51V50H200ZM167 52V51H166ZM196 52V51H195ZM224 52V51H223ZM240 52V51H239ZM245 52H246V50H245ZM52 53V52H51ZM198 52H196V54H197ZM243 53V52H242ZM255 53V52H254ZM144 54V53H143ZM146 54V53H145ZM196 54H195V56H196ZM249 54V53H248ZM70 55H69V57H70ZM74 55H75V51H74ZM111 55H113L114 56V58H112L111 57ZM119 55V56H118ZM240 55H242V54H240ZM251 55H253V54H251ZM93 56V55H92ZM108 56H110V58L113 60V61H115V59L116 60H118L119 59V61H117V65H119L120 67L119 68H116L115 66H117L116 65V63H115V66L114 67H112L111 68V65L113 66V64H110L109 65V61L108 60H110V58L108 57ZM119 57V58H115V57ZM122 56V57H121ZM169 56H170V54H169ZM168 56V57H169ZM193 56V55H192ZM190 57V59L191 58H193V60H194V56L193 57ZM77 57H80L81 58V54H78L77 56H76V59H77ZM96 57V56H95ZM121 57V58H120ZM143 57H141V58H143ZM236 57V56H235ZM109 58V59H108ZM140 58V59H141ZM162 59V58H161ZM238 59V58H237ZM56 60V59H55ZM145 60V59H144ZM169 60V59H168ZM192 60V61H193ZM151 62H152V60H150ZM167 61V60H166ZM172 61V60H171ZM55 62V63H54ZM112 62V61H111ZM128 62V61H127ZM165 62V61H164ZM174 62V61H173ZM226 62V61H225ZM113 63V62H112ZM131 63V62H130ZM165 63H167V62H165ZM175 63V62H174ZM189 63V62H188ZM192 63H194V61L193 62H191L190 63V65H192ZM90 64V65H89ZM135 64H137V63H135ZM223 64V63H222ZM225 64V63H224ZM152 65V64H151ZM160 65V64H159ZM165 65V64H164ZM167 65H169V61H168V63H167ZM184 65V66H185ZM189 65V66H190ZM194 65V64H193ZM52 66V65H51ZM131 66V65H130ZM170 66V65H169ZM180 66L181 67H184V66H182L181 64H180ZM196 66H197V64H196ZM118 67V66H117ZM125 67H127V68H125ZM149 68V70H151V68H150V66H148ZM171 67V66H170ZM191 67V66H190ZM193 67V66H192ZM191 67V69H193ZM59 68V69H58ZM61 68V69H60ZM63 68V69H62ZM168 68V67H167ZM173 67H171L170 68V70L172 69ZM184 68H187V67H184ZM89 69H90V71H89ZM138 69V68H137ZM136 69V70H137ZM173 69H175V75H178L179 76V74H180V72L181 71H179L180 70V68L179 67H177V68H173ZM96 70V69H95ZM93 71V72H96V71ZM159 70V69H158ZM186 70H188V69H186ZM190 70V69H189ZM188 70V71H189ZM200 70V69H199ZM220 70V69H219ZM44 71H46L45 69H44ZM127 71H128V69H127ZM157 71V70H156ZM173 71L171 70L170 72H172L173 73ZM183 72H184V69L182 70ZM198 71V70H197ZM138 72V71H137ZM152 72V71H151ZM150 72V73H151ZM169 72V73H170ZM187 72V71H186ZM191 72V71H190ZM189 72V73H190ZM5 73H7V72H5ZM43 74H44V72H42ZM60 73H61V75H60ZM64 73V74H63ZM153 73V72H152ZM166 73V72H165ZM189 73H187V74H189ZM92 74V73H91ZM155 74H157V73H155ZM181 74H182V72H181ZM192 74V73H191ZM10 75H12V73H10ZM10 75H9V77H10ZM41 75V74H40ZM52 75H51V77H52ZM137 75H138V73H137ZM153 75L154 74H152V77H153ZM170 75V74H169ZM36 76H37V74H36ZM47 76V75H46ZM89 76H90V78H89ZM129 76V77H128ZM131 76V77H130ZM162 76V75H161ZM167 76V75H166ZM172 76H174V75H172ZM189 76V75H188ZM190 76H192L193 78H195L196 79V77H194L193 75H190ZM8 77V78H9ZM47 77H50V76H47ZM50 77V78H51ZM64 77V76H63ZM156 77V76H155ZM158 77H159V79H160V76L158 75ZM192 77H190V78H192ZM207 77V76H206ZM7 78V79H8ZM14 77H11V81H10V79H9V81H7V82H9V83H11V84H9L8 83V88H9V91L7 90V92L3 89V87H5L4 85H2V84H0V151H1V148H2V146L5 148V150L7 149L6 147H7V144H5L6 142H5V139L4 138H2L3 140H4V142H3V140H1V137L2 136H6V134L7 133H9L10 131H17V128H18V126L20 125V123L22 122V123H24L23 122V120H24V118L22 117L23 115H21L20 114V112L18 113V110L19 111H21L23 108H22V106L20 105L19 106V109H18V94H17V88H18V86H15V85H17V84H14V85H12V82L13 81H15L14 79H13ZM18 78V77H17ZM37 78V77H36ZM41 78V77H40ZM46 78V77H45ZM44 78V79H45ZM53 78V77H52ZM51 78V79H52ZM164 78V77H163ZM173 78V77H172ZM191 79L192 81L194 80L195 81V79ZM217 78H219V77H217ZM0 79H2L1 78V75H0ZM13 79V80H12ZM26 79V78H25ZM30 79V78H29ZM38 79H39V77H38ZM63 79V78H62ZM152 79V78H151ZM155 79V78H154ZM154 79L153 80H151V81H154ZM168 79H171V78H168ZM174 79V78H173ZM172 79V81H174ZM181 79V78H180ZM198 79V78H197ZM212 79V78H211ZM28 79H26V81H27ZM37 80V79H36ZM40 80V79H39ZM49 80V79H48ZM48 80H46V83H47V81ZM58 80V79H57ZM91 80V81H90ZM142 80V79H141ZM141 80H139V81H141ZM144 80V79H143ZM175 80H177V82H179V80H178V78L176 79V77H175ZM184 80V79H183ZM187 81H188V78L186 79ZM213 80H215V79H213ZM217 80V79H216ZM215 80V82H217ZM225 80V79H224ZM224 80H223V82H224ZM22 81H24V80H22ZM25 81V82H26ZM50 81V80H49ZM60 81V80H59ZM89 81L91 82V86L89 87ZM129 81V82H128ZM150 81V82H151ZM194 81L192 82V84H190L191 86L193 85V86H195L196 85V83L195 84H193L194 83ZM1 83H3V81H0ZM19 82H20V80H19ZM165 82V81H164ZM164 82H160V81H157L156 80V88L155 89H157L156 90V93H157V91L159 92V94H161L162 96H161V98H163V96H165L166 94H168V93H166V90H168L166 87L167 86H169V83L166 85ZM183 82H185V81H183ZM197 82V81H196ZM215 82H211V87H214L216 84H215ZM232 82V81H231ZM6 83V82H5ZM5 83H3V84H5ZM22 83V82H21ZM38 83V82H37ZM36 83V84H37ZM40 83V82H39ZM39 83H38V85H39ZM89 83V84H88ZM146 83H148V81H146ZM153 83V82H152ZM186 83V82H185ZM189 83H191V81H189ZM218 83H219V81H218ZM222 83V82H221ZM228 83H229V81H228ZM41 84H42V81H41ZM150 84V83H149ZM175 84V83H174ZM178 84V83H177ZM186 84H188V82L186 83ZM204 84V83H203ZM10 85V86H9ZM11 85H12V87H11ZM23 85H26V83H23ZM35 84H33V86H34ZM43 85V84H42ZM41 85V86H42ZM52 85H50V87L52 86ZM137 85H142V84H137ZM224 85H225V83H224ZM228 85V84H227ZM227 85H225V86H227ZM3 86V87H2ZM22 86V85H21ZM32 86V87H33ZM37 86V85H36ZM44 86V85H43ZM126 86H128V87H126ZM134 86V85H133ZM139 86V87H140ZM171 86V85H170ZM169 86V87H170ZM174 86V85H173ZM186 86V85H185ZM185 86L183 87L184 89H185ZM220 86V85H219ZM222 86V85H221ZM220 86V87H221ZM15 87V88H14ZM139 87H138V89H139ZM148 88H147V90L149 89V86H147ZM175 87V86H174ZM178 87V86H177ZM186 87H188V86H186ZM200 87V86H199ZM196 88V90H194V92H191V91H187V92H191L190 93V95H191V97H192V99H195L196 98V96H195V98H194V94H196L197 95V98H198V96H204V95H206L207 94V90L209 89L208 87L207 88H202V86H201V88ZM210 87V88H211ZM7 88V89H8ZM35 88H37V87H35ZM34 88V90H36ZM41 88V87H40ZM140 88H142V87H140ZM152 88V87H151ZM191 88L192 87H189V89L191 90ZM195 88V87H194ZM215 88V87H214ZM225 88H227V87H225ZM230 88V87H229ZM20 89H23V88H20ZM27 89V88H26ZM26 89L24 90V92L26 91ZM45 89H47V88H44V90ZM172 89H174V88H172ZM184 89H182V90H184ZM4 90V91H3ZM32 90H33V88H32ZM32 90H29V93H30V91H32ZM54 90V91H53ZM136 90V89H135ZM150 90V89H149ZM178 90V88H175V90H174V93L173 94H176L175 92H178V93H180V94H182V92L181 91H177ZM188 90V89H187ZM212 90V89H211ZM219 90H220V88H219ZM225 90V89H224ZM22 91V90H21ZM38 91H39V89H38ZM128 92H129V90H127ZM127 91L125 92V94L127 95ZM185 92H186V90H184ZM209 91V90H208ZM214 90H212V92H213ZM23 92V91H22ZM42 92V91H41ZM121 92H122V94H121ZM150 92V91H149ZM153 92V91H152ZM168 92H170V91H168ZM211 92V93H212ZM27 93V92H26ZM25 93V94H26ZM49 93V91L47 92V94ZM141 93V92H140ZM151 93V92H150ZM149 93V94H150ZM218 93H220V92H218ZM222 93V92H221ZM31 94V96H32V93H30ZM34 94V93H33ZM138 94V93H137ZM144 94V93H143ZM146 94V93H145ZM154 94V93H153ZM179 94V95H180ZM185 94H187V93H185ZM189 94V93H188ZM209 94V93H208ZM27 96L29 95V94H26ZM36 95V94H35ZM38 95H40V94H38ZM44 95V94H43ZM87 95V96H86ZM90 96H92V94L90 93L89 94ZM94 95V94H93ZM114 95H116V96H114ZM120 95H119V99H118V102L122 99V98H124V97H126V99H127V97L128 96H125V95H122V96H124V97H120ZM151 95V94H150ZM170 95H171V93H170ZM178 95V94H177ZM219 95V94H218ZM46 96V95H45ZM47 96H50V95H47ZM134 96V95H133ZM137 96V95H136ZM144 96V95H143ZM157 96H159L158 95V93H157ZM188 98L190 97L189 95H186ZM185 96V97H186ZM22 97H23V95H22ZM26 97V96H25ZM35 97V96H34ZM89 97V96H88ZM141 97V96H140ZM156 97V96H155ZM181 97V96H180ZM190 97V98H191ZM221 97V96H220ZM48 98H46V99H48ZM144 98V97H143ZM184 98V97H183ZM189 98V99H190ZM206 98H208V96H206ZM210 98V97H209ZM37 99V98H36ZM45 98L43 97V99L42 100H44ZM94 99H95V95H94ZM156 99V98H155ZM188 99V100H189ZM191 99V100H192ZM203 99V98H202ZM221 99V98H220ZM27 100H29V98L27 99ZM142 100V99H141ZM154 100V99H153ZM152 100V101H153ZM158 100V99H157ZM177 100H178V98H177ZM185 100V99H184ZM204 100V99H203ZM202 100V101H203ZM40 101H41V97H40ZM45 101H47V100H45ZM44 101V102H45ZM128 101V100H127ZM174 101V100H173ZM187 101V100H186ZM194 102H195V100H193ZM210 101V100H209ZM208 101V102H209ZM215 101V100H214ZM217 101H219V100H217ZM44 102H41V103H44ZM124 102H125V100H124ZM170 102H171V100H170ZM182 102V101H181ZM194 102L192 103L193 105H194ZM197 102V101H196ZM207 102V103H208ZM212 102V101H211ZM39 103V102H38ZM98 103H100V102H98ZM131 103V102H130ZM149 103H150V101H149ZM148 103V104H149ZM157 105L160 103H158L157 101L155 102ZM165 103V102H164ZM190 103H191V101H190ZM201 103H204V102H201ZM206 103V102H205ZM204 103V104H205ZM20 104V103H19ZM44 104V105H45ZM54 104V105H53ZM77 106H76V105ZM78 104L79 105H81V106H78ZM134 104H135V102H134ZM141 104V103H140ZM163 104V103H162ZM161 104V107H158V108H160V110H161V108L162 107H164V105H162ZM182 104V103H181ZM209 104H210V102H209ZM39 105V104H38ZM45 105V106H46ZM49 105H47V109L49 108L48 106ZM125 105H127V103L125 104ZM130 105V104H129ZM167 105V104H166ZM55 106V107H54ZM132 106V105H131ZM137 106V105H136ZM140 106V105H139ZM156 106V105H155ZM154 106V107H155ZM160 106V105H159ZM172 106H173V104H172ZM179 106H181V105H179ZM192 106V105H191ZM202 106V105H201ZM204 106V105H203ZM212 106V105H211ZM20 107H21V110H20ZM43 107V106H42ZM99 107V106H98ZM107 108V107H109V108H107V109H109L108 110V112H107V114H105L104 116L106 117L107 116V118L105 119L103 116H101L100 118H101V120H100V118L99 117H97V120L99 121L100 120V122L101 123H99V124H97V121H96V124H93V122L95 121L94 119L96 118V116H99L100 115V113L99 114H97V112L98 111H102V112H106V110L104 109V108ZM130 107V106H129ZM138 107V106H137ZM136 107V108H137ZM166 107H168V106H166ZM166 107H164V108H166ZM175 107H176V105H175ZM194 107V106H193ZM192 107V108H193ZM46 108V107H45ZM100 108V107H99ZM125 108V109H124ZM141 108H143V106H141ZM157 108V109H158ZM174 108V107H173ZM181 108V107H180ZM183 108V107H182ZM208 108V107H207ZM225 108V107H224ZM80 109H82V110H80ZM104 111H103V110ZM166 109H168V108H166ZM172 109V108H171ZM175 109V108H174ZM173 109V110H174ZM189 109V108H188ZM211 109V108H210ZM24 110V109H23ZM144 110H145V108H144ZM194 110V109H193ZM209 110V109H208ZM81 111V112H80ZM100 111V112H101ZM170 111V110H169ZM175 112V114H174V119L175 120H173V122L175 123L176 122V124H174V123H172V125L174 124V125H177L178 123V125H181L180 123L181 122H179V120L181 121V119H178V118H180V116H182V117H184L183 115H182V113H180V110H177V108H176V110H174ZM184 111H185V108H184ZM188 111V110H187ZM81 114H80V113ZM141 112H142V109H141ZM159 112V111H158ZM182 112H183V110H182ZM218 112V111H217ZM21 113H27V112H25V110H24V112L23 111H21ZM113 113H116V115L114 114V115H112ZM194 113V112H193ZM208 113V112H207ZM220 113H222V112H220ZM28 114V113H27ZM79 114V115H78ZM102 114V113H101ZM135 114V113H134ZM140 114V113H139ZM141 114H143V113H141ZM145 114V113H144ZM143 114V115H144ZM162 114V113H161ZM164 114V113H163ZM169 114V112L168 113H166V115H168ZM185 116H186V114L185 113H183ZM103 115V114H102ZM142 115V116H143ZM170 115V114H169ZM188 115H190V112L188 113ZM219 115V114H218ZM225 115H227V114H225ZM29 116H30V114H29ZM29 116H27V119L29 118ZM146 115H144V118H146L145 117ZM148 116V115H147ZM157 117H159L158 115H156ZM192 116H193V114H192ZM195 116V115H194ZM216 116V115H215ZM38 117V116H37ZM44 117V116H43ZM46 117H50L49 115L48 116H46L45 115V119H46ZM116 117V119H115V121H114V118ZM138 117H139V115H138ZM141 117V116H140ZM139 117V118H140ZM156 117V118H157ZM163 117H164V115H163ZM214 117V116H213ZM10 118L11 119H13V120H10ZM40 118V117H39ZM99 118V119H98ZM142 118V117H141ZM148 118H149V116H148ZM154 118H155V115H154ZM161 118V117H160ZM195 118V117H194ZM30 119V118H29ZM36 119V118H35ZM50 120V118H47V120H45V121H47L46 122V124L48 123L49 124V120ZM170 119V118H169ZM178 119V120H177ZM190 119V118H189ZM193 119V118H192ZM221 119V118H220ZM53 120V119H52ZM167 120V119H166ZM171 120V119H170ZM177 120V121H176ZM44 121V122H45ZM51 121V120H50ZM144 121V120H143ZM150 121V120H149ZM217 122H218V120H216ZM220 121V120H219ZM32 122V121H31ZM31 122H30V124H31ZM52 122V121H51ZM59 122H60V124H59ZM147 122V121H146ZM172 122V121H171ZM195 122V121H194ZM216 122V123H217ZM182 123H183V121H182ZM185 123V122H184ZM193 122L191 121V124H192ZM27 124H29V122L27 123ZM54 124V121L52 122V125ZM55 124V125H56ZM85 124V125H84ZM150 124V123H149ZM188 124V123H187ZM166 125V126H165ZM177 125V127H178V130H179V126ZM186 125V124H185ZM184 125V126H185ZM114 126H116V128H114L115 130H113L112 128L114 127ZM192 126V125H191ZM33 127V126H32ZM69 127V126H68ZM139 127V126H138ZM176 126L174 127V128H177ZM30 128H31V126H30ZM34 128V127H33ZM70 128V127H69ZM168 128V130H169V132H170V128L167 126V124H165V121H162L161 119H158V121H156V123H155V127H154V129L151 131L152 132V134L150 135V137L151 138H154V139H156V141H157V143H159V144H167L168 143V141H169V139H167V135H165L166 134V129ZM181 129H182V126L180 127ZM32 129V128H31ZM34 129H38V128H34ZM58 129V128H57ZM72 129V128H71ZM78 129V128H77ZM184 129H185V127H184ZM183 129V130H184ZM187 129V128H186ZM21 130V126L19 127V131ZM33 130V129H32ZM32 130H30V131H32ZM38 130H40V129H38ZM59 131L61 130V129H58ZM81 130V129H80ZM167 130V131H168ZM191 130H192V127H191ZM55 131V130H54ZM181 131V130H180ZM22 132H26V130H21V132H19V133H21V135H22ZM33 132H35V131H33ZM41 132V131H40ZM46 132V131H45ZM61 133H62V130L60 131ZM169 132H168V134H169ZM183 132V131H182ZM189 132V131H188ZM200 132V131H199ZM11 133V132H10ZM13 133V137H15L14 139H16V140H13V145L15 146V145H17L18 144V142H17V140H18V136L16 135H14L15 133L14 132H12ZM26 133H27V135H28V137H26L25 135H26ZM25 133V135L23 136V138H22V136H20V138H22L23 140H24V137H25V139H27L26 140V142L29 140L28 138L29 137H31L30 135L32 134V132H26ZM28 133H31L30 135L28 134ZM64 133V134H65ZM186 133V132H185ZM60 134V133H59ZM68 134H71V133H68ZM68 134L66 133L65 135V137H67L68 136ZM74 134H76V131H75V133ZM174 134H176V133H174ZM184 134V133H183ZM11 135V134H10ZM10 135H8L9 136V138L11 137ZM34 135V134H33ZM32 135V136H33ZM72 135V134H71ZM71 135H69V136H71ZM77 135V134H76ZM40 136V135H39ZM46 136V135H45ZM50 136V135H49ZM63 136V135H62ZM61 136V137H62ZM69 136H68V139H69ZM74 135H72V137H73ZM95 136V135H94ZM98 136V135H97ZM149 136V135H148ZM170 136V135H169ZM180 136H181V134H180ZM12 137V138H13ZM36 137V136H35ZM34 137V138H35ZM44 137V136H43ZM72 137H70V139L72 138ZM174 137H175V135H174ZM5 138H7V137H5ZM9 138L8 139H6V140H9ZM40 138V137H39ZM39 138H37L36 140H35V142L39 139ZM42 138V137H41ZM44 138H46V137H44ZM47 138H48V136H47ZM53 138H55V136L53 137ZM53 138H51V139H53ZM95 138H97L98 139V137H96L95 136ZM95 138H93L92 137V139H93V141H94V139ZM151 138H150V140H151ZM169 138V137H168ZM190 138V137H189ZM11 139V138H10ZM43 139V138H42ZM41 139V140H42ZM56 139V138H55ZM70 139H69V142L70 143H68V141H67V144H68V146H70L71 145V143H72V141H70ZM74 139V138H73ZM72 139V140H73ZM77 139H78V137H77ZM97 139H95V140H97ZM148 139V138H147ZM170 139H173V138H170ZM31 140H32V138H31ZM31 140H29V141H31ZM46 140V139H45ZM44 140V141H45ZM245 140V139H244ZM10 141H12V139L11 140H9V142ZM39 141V140H38ZM47 141H53V140H50V139H48ZM65 141V140H64ZM75 141L77 142L78 140H76V137H75ZM93 141H91V143L93 142ZM130 141V143H128ZM149 141V140H148ZM155 141V140H154ZM1 142H3L2 144H1ZM15 142H17V144H14ZM25 141H21V143L19 142V146L15 149V150H10L9 148H8V151L10 150V152H9V156H12L13 157V159L15 160V162L17 163V165L19 164V161H21L22 163L21 164H23V166L26 168V169H24V168H20V170H22V172H23V174L24 173H26V172H24L25 170H27L28 171V174L30 173H32V175H34V176H36V177H38L39 178V180L43 183V182H45V183H43V185L45 186H48L49 187V183L48 184H46V181H49V180H51L52 179V177L53 178H55L54 177V175L52 176V170L50 169L51 168V165H50V162H48L44 157H38V156H36V155H34V154H32L31 152H32V150H34V148L32 149L30 146H32L33 144L32 143H30V142H28V143H30V144H28L29 145V147L30 148H26V146L28 147V145L26 144V142L24 143ZM34 142V143H35ZM42 142H43V140H42ZM75 142V143H76ZM79 142V141H78ZM81 142V141H80ZM62 143H63V141H62ZM66 143V142H65ZM82 143V142H81ZM81 143H78V146H77V143H76V145L75 146H70V148L72 147V148H74V149H72V150H78V151H80L81 150V152L83 151L84 152V150H82V147L81 146H79V144H81ZM94 143V142H93ZM150 143V142H149ZM174 143V142H173ZM184 143H185V141H184ZM10 144V145H9ZM8 145H9V147L10 146H12V148H13V145H11V142L9 143ZM22 144V145H21ZM25 146H24V145ZM42 144V143H41ZM40 144V145H41ZM128 144V145H127ZM171 144V143H170ZM176 144V143H175ZM6 145V146H5ZM44 145V144H43ZM43 145H42V147H43ZM57 145V144H56ZM55 145V146H56ZM66 145V144H65ZM152 145V144H151ZM155 147H157V144H156V142L153 144ZM45 146H47V145H45ZM58 146V145H57ZM77 146V148L78 147H80L81 149H75V147ZM147 146H148V144H147ZM160 147H161V145H159ZM183 146V145H182ZM32 147H34V146H32ZM38 147V146H37ZM42 147H40V148H42ZM92 147V146H91ZM121 147L123 148L122 150H121ZM124 147H130V149H131V154L129 155H127L126 153H125V150L126 149H124ZM142 147V146H141ZM39 148V149H40ZM52 148H53V146H52ZM57 148V147H56ZM56 148H54V149H56ZM69 148V149H70ZM190 148V147H189ZM192 148V147H191ZM14 149V148H13ZM32 149V150H31ZM44 149V148H43ZM50 149H51V147H50ZM129 149V148H128ZM47 150V149H46ZM119 150L121 151V152H119ZM124 150V151H123ZM187 150V149H186ZM42 151H44V150H42ZM41 151V152H42ZM49 151V150H48ZM51 151V150H50ZM55 151V153L57 152V154L60 152L61 153V151H56V150H54ZM78 151H76V152H78ZM124 152V154L125 155H127V156H122V154H120V153H123ZM128 150H126V152H127ZM142 151V152H141ZM38 152H40V150L38 151ZM71 152H73V151H71ZM87 152H85V153H87ZM129 152V151H128ZM187 152V151H186ZM196 152V151H195ZM33 153H35V152H33ZM44 152H42V154H43ZM189 153V152H188ZM198 153V152H197ZM38 154V153H37ZM45 154V156H46V154H47V156L48 155H50V152H49V154L48 153H44ZM54 154V153H53ZM52 154V155H53ZM62 155L64 154L63 153V151H62V153H61ZM61 154H59V156H60V158H62L61 156ZM67 155H66V157H68V156H70V154H68V153H66ZM74 153H72L71 154V156H75V157H77V161H79V159H78V157H79V155L78 156H76L77 154H79V153H77V154H75V155H73ZM87 154V155H88ZM162 154V153H161ZM0 155H2V152H0ZM84 155H86V154H84ZM188 155V154H187ZM6 156V155H5ZM4 156V153H3V156L2 157H5ZM9 156H8V158H9ZM41 156H43V155H41ZM65 155H63V157H64ZM70 156V157H71ZM113 157V158H111V159H113V160H111L110 158H108L107 159V157ZM155 156V157H154ZM83 157V156H82ZM88 157V156H87ZM89 157V158H90ZM11 158V157H10ZM9 158V159H10ZM50 158H52V157H50ZM54 158H56L55 157V154H54ZM65 158V157H64ZM80 158H81V156H80ZM84 158V157H83ZM82 158V159H83ZM2 159V161L4 162L5 160L3 159V158H1ZM63 159V158H62ZM72 159H73V157H72ZM81 159V160H82ZM93 159V160H92ZM107 159V160H106ZM155 159V160H154ZM19 160V161H18ZM74 161L76 160V158H74L73 159ZM85 160H87V159H85ZM90 160V159H89ZM103 160V161H102ZM105 160V161H104ZM74 161H72V162H74ZM88 161V160H87ZM138 161H140V160H138ZM158 161V160H157ZM82 162H84V160L82 161ZM81 162V163H82ZM0 163H1V160H0ZM16 163H15V165H16ZM108 163V161H107V164L109 165L108 167H110L111 166V163L109 164ZM118 163V164H119ZM124 163V164H123ZM3 165H4V163H2ZM1 164V166H3ZM66 164V163H65ZM70 164H72V163H70ZM70 164H68V165H70ZM83 164V163H82ZM82 164H79V166L80 165H82ZM84 164H85V162H84ZM84 164H83V167H84ZM112 164V165H113ZM17 165H16V167H17ZM74 165H77V164H74ZM133 165H134V163H133ZM131 166V167H134V166ZM4 166H6V165H4ZM13 166V165H12ZM11 166V167H12ZM50 167V168H47V167ZM73 166V165H72ZM118 166V165H117ZM116 166V171H118L119 169H118V167ZM137 166V165H136ZM10 167V168H11ZM15 167V166H14ZM13 167V168H14ZM15 167V168H16ZM78 167V166H77ZM107 167V168H108ZM15 168L14 169H12V170H15ZM19 168V167H18ZM53 168V167H52ZM58 167H56V169H57ZM71 168V167H70ZM106 168V169H107ZM111 168H113V166L111 167ZM120 168V167H119ZM122 168V167H121ZM120 168V170H119V172L120 171H124V170H122ZM135 169H137V167H134ZM191 168V167H190ZM17 169V168H16ZM54 169V168H53ZM69 169V168H68ZM115 169V168H114ZM125 169V168H124ZM128 169H131V168H126L125 170H127V171H129V174H130V170H128ZM0 170H1V172H3L2 171V169H1V167H0ZM72 170V169H71ZM81 170V169H80ZM111 170V169H110ZM132 170V169H131ZM160 170V169H159ZM9 171V170H8ZM15 171H17V170H15ZM14 171V172H15ZM107 170H105V173H107L106 172ZM108 171H109V169H108ZM115 171V170H114ZM115 171V172H116ZM127 171H124V172H127ZM21 172V171H20ZM55 172V171H54ZM70 172V171H69ZM97 172H98V174H97ZM112 172V170L110 171V174H109V178H111L110 176H114V174H113V172ZM114 172V173H115ZM134 172V171H133ZM6 173V172H5ZM10 173H12L11 171H10ZM56 173V172H55ZM54 173V174H55ZM58 170H57V175H58ZM61 173V172H60ZM59 173V174H60ZM102 173H104V172H102ZM101 173V174H102ZM135 173V172H134ZM134 173H133V176H134ZM43 174V175H42ZM63 174H65V173H63ZM95 174V175H94ZM108 174V173H107ZM118 174V176H119V173H117ZM6 175H8V174H6ZM5 175V176H6ZM12 176L14 175L13 173L11 174ZM11 175H10V177H11ZM26 175V174H25ZM122 175H123V173H122ZM124 175H125V177H127L126 175H128V173H124ZM123 175V176H124ZM135 175H136V173H135ZM2 176H3V174H2ZM2 176H0V177H2ZM21 176V175H20ZM24 176V175H23ZM31 176V175H30ZM43 176V177H42ZM52 176V177H51ZM65 176V179L67 180L68 179V176H67V174L66 175H64ZM73 176V175H72ZM81 176V175H80ZM95 176V177H96ZM100 176H102V175H100ZM99 176V177H100ZM104 176V178H105V174L103 175ZM117 176V177H118ZM122 176V177H123ZM141 176V175H140ZM155 176V175H154ZM170 176V175H169ZM168 176V177H169ZM14 177V176H13ZM16 177L17 178H14V179H16L15 180V182L13 183H11V181H10V179L12 178H10L9 179V181H10V185L11 184H13V185H11V186H9L11 189H12V191H14V192H12V194L14 193H16V194H18V182H16L17 181V179H18V174L16 175ZM51 177V178H50ZM58 178H61L62 179V176L60 177V176H57ZM67 177V178H66ZM76 177V176H75ZM78 177V176H77ZM98 177V178H99ZM108 176H106V178H107ZM6 178V177H5ZM23 178V177H22ZM25 178H26V176H25ZM25 178H23V179H25ZM32 178V180L34 181V180H37V179H34L33 177H31ZM70 178V177H69ZM72 178H74V177H72ZM97 178V177H96ZM97 178V179H98ZM128 178H130V176L128 177ZM142 178V177H141ZM166 178V177H165ZM63 179H64V177H63ZM81 179V178H80ZM99 179H101V181L99 182L98 180H97V182H99V183H102L103 185H104V182L106 183V182H109V179L107 180L106 179V181H102V178L100 177ZM112 179V178H111ZM0 180H3V179H0ZM31 180V179H30ZM31 180V181H32ZM69 180V179H68ZM74 180V179H73ZM104 180V179H103ZM125 180V179H124ZM161 180V179H160ZM174 180V179H173ZM38 181V180H37ZM51 181H53V180H51ZM62 181V180H61ZM72 181V180H71ZM175 181V180H174ZM3 182H5L4 180L2 181V182H0L1 184H3L4 185V183ZM19 182H20V180H19ZM28 182H29V184H30V181L28 180ZM41 182H36V183H40L41 184ZM55 182V181H54ZM63 182V181H62ZM65 182V181H64ZM74 182V181H73ZM90 182V183H89ZM96 182V181H95ZM123 182H125V181H123ZM24 183H26V182H24ZM34 183H35V181H34ZM35 183V184H36ZM52 183L53 182H51L50 184H51V186H52ZM98 183V184H99ZM166 183V182H165ZM56 184V183H55ZM55 184H53V186H55ZM68 184V183H67ZM77 184H79V182L77 183ZM76 184V185H77ZM97 183H95V184H93V187L92 188H94V186L96 185ZM107 184V183H106ZM162 184V183H161ZM167 184V183H166ZM3 185H1L0 187H2ZM43 185H42V187L41 188H43ZM57 185V184H56ZM75 185V184H74ZM80 185V184H79ZM78 185V186H79ZM91 185V184H90ZM89 185V186H90ZM102 185V186H103ZM108 185V184H107ZM125 185V184H124ZM164 185V184H163ZM34 186V188L36 187V185H33ZM32 186V187H33ZM40 185L39 184H37V187H39ZM50 186V187H51ZM66 186V185H65ZM97 186H99V185H97ZM109 187L111 186L110 184L108 185ZM108 186H105L104 185V187H108ZM123 186V185H122ZM6 188H7V186H5ZM31 187V186H30ZM36 187V188H37ZM50 187H49V189H50ZM56 187V186H55ZM61 187V186H60ZM112 187V186H111ZM116 187V186H115ZM164 187V186H163ZM33 188V189H34ZM40 188V189H41ZM69 188V187H68ZM71 188H73V185H72V187ZM76 188V187H75ZM78 188H80V187H78ZM86 188H84L83 187V191L84 192H87V191H85L84 189H86ZM39 189V188H38ZM48 189V188H47ZM46 189V191H48ZM67 189V188H66ZM88 189V188H87ZM106 189V188H105ZM0 190L2 191V192H5L4 191V189H1L0 188ZM97 190H98V188H97ZM102 190H103V187H102ZM109 190V189H108ZM111 190H112V188H111ZM163 190V189H162ZM1 191H0V197H1V195L3 194H1ZM7 191H8V189H7ZM21 191V190H20ZM52 191H54L55 192V188L53 187V190ZM51 191V192H52ZM76 191V190H75ZM77 191H79V190H77ZM81 191H82V189H81ZM82 191V192H83ZM89 191V190H88ZM91 191H93V190H91ZM91 191H90V193H91ZM105 191V190H104ZM123 191V190H122ZM25 192V191H24ZM37 192H38V190H37ZM43 192V191H42ZM45 192V191H44ZM50 191H48V193H49ZM50 192V193H51ZM58 192H59V189H58ZM62 192H66V193H68V189H67V191H63L62 190ZM95 192V189H94V191L92 192V193H94ZM127 192V191H126ZM23 193V192H22ZM102 193V192H101ZM100 193V194H101ZM106 193H107V191H106ZM8 195L10 194V193H7ZM46 194V193H45ZM60 194V193H59ZM68 194H71V191H70V193H68ZM67 194V195H68ZM87 194V193H86ZM95 194V193H94ZM94 194H91V196L92 195H94ZM109 194V193H108ZM4 195V194H3ZM19 195H21V193L19 194ZM42 195V194H41ZM52 195V194H51ZM72 195V194H71ZM70 195V196H71ZM88 195V194H87ZM117 195V194H116ZM5 196V195H4ZM10 196H11V198L12 199H10ZM10 196H9V199H10V201L12 202V200L14 199V198H17L18 197V195H16L15 197H12V195L10 194ZM14 196V195H13ZM54 196V195H53ZM61 196V195H60ZM79 196V195H78ZM78 196H76V197H78ZM81 196V195H80ZM80 196H79V198H80ZM91 196H88L89 197V199H91L90 197ZM99 196V195H98ZM101 196V195H100ZM102 196H104V195H102ZM110 197H111V195H109ZM164 196V195H163ZM55 197H57V194L55 195ZM61 197H63V196H61ZM73 197V196H72ZM94 197H95V195H94ZM94 197H92V198H94ZM165 197V196H164ZM2 199H3V196L1 197ZM27 198V197H26ZM32 198V197H31ZM34 198V197H33ZM54 198V197H53ZM52 198V196H51V200L53 199ZM57 198H59V197H57ZM64 198V197H63ZM78 198V199H79ZM86 198V197H85ZM105 198V197H104ZM102 199L101 201H100V197H99V201L100 202H102L103 200H105V199ZM118 198H119V195H118ZM122 198H124V196L122 197ZM152 198H154V197H152ZM4 199H6V198H4ZM3 199V200H4ZM55 199V198H54ZM73 199V198H72ZM107 200H108V198H106ZM120 199V198H119ZM164 199V198H163ZM3 200H1L0 199V203H1V206H2V204H3ZM18 200V198L16 199V202H15V200H13V202L15 203L14 205H13V207H17L18 205L17 204H19V203H17V202H19V201H17ZM20 200V199H19ZM22 201H23V199H21ZM32 200V199H31ZM46 200H47V198H46ZM58 200V199H57ZM70 200V199H69ZM107 200H106V202H107ZM111 200H113L114 201V199H111ZM116 200V199H115ZM120 200H122V199H120ZM177 200V199H176ZM22 201H21V203H22ZM33 201V200H32ZM55 201V200H54ZM53 201V202H54ZM74 201V200H73ZM75 201H77V200H75ZM98 201V202H99ZM119 201V200H118ZM117 201V202H118ZM5 202V201H4ZM12 202V203H13ZM26 202V201H25ZM49 202V201H48ZM58 203L60 202V201H57ZM64 202V204H63V206L65 205V204H67V203H65L66 202V200L65 201H63ZM67 202H68V199H67ZM92 202V201H91ZM110 202H112V201H110ZM109 202V200H108V203L107 204H109L110 203ZM123 202V201H122ZM127 202H129L128 200H127ZM151 202H154L153 200L151 201ZM17 203V204H16ZM31 203V202H30ZM29 203V204H30ZM35 203V202H34ZM68 203H70V202H68ZM74 203V202H73ZM72 203V204H73ZM102 203H104V202H102ZM113 203V202H112ZM111 203V204H112ZM150 203V202H149ZM163 203V202H162ZM47 204V203H46ZM59 204H62L61 202L59 203ZM121 204V203H120ZM28 205V204H27ZM56 205L58 206V204L56 203ZM80 205V204H79ZM86 205H88V204H86ZM102 205V204H101ZM116 205V204H115ZM118 205H119V203H118ZM124 205V204H123ZM144 205H146V203L144 204ZM149 204H147V206H148ZM11 206V205H10ZM22 206V205H21ZM43 206V205H42ZM56 206V207H57ZM63 206H62V208H63ZM100 206V205H99ZM104 206H105V204H104ZM103 206V207H104ZM132 206V205H131ZM154 206V205H153ZM156 206V205H155ZM158 206V205H157ZM165 206V205H164ZM6 206H4L3 207V209L5 208ZM27 207V206H26ZM25 207V208H26ZM47 207V206H46ZM55 207V208H56ZM58 207H61V206H58ZM69 207H70V205H69ZM71 207H73V206H71ZM76 207V206H75ZM91 207V206H90ZM110 207H112V206H110ZM113 207H114V205H113ZM108 208V209H110L111 211H112V209H115L116 208V206L114 207V208ZM17 208H19V207H17ZM16 208V209H17ZM21 209H22V207H20ZM54 208V209H55ZM65 208H66V206H65ZM65 208H63V209H65ZM95 208H97V207H95ZM101 208V207H100ZM133 208V207H132ZM135 208V207H134ZM133 208V209H134ZM2 209V207H1V210H3ZM32 209V208H31ZM35 209V208H34ZM37 209V208H36ZM51 209H52V207H51ZM57 209H60V208H57ZM94 209V208H93ZM98 209V208H97ZM104 208H102V210H103ZM142 209V208H141ZM140 209V210H141ZM146 209H148V208H146ZM151 209V208H150ZM6 210V209H5ZM18 210V209H17ZM16 210V211H17ZM43 210V209H42ZM56 210V209H55ZM66 210V209H65ZM73 210H75V209H73ZM99 210V209H98ZM106 210H107V208L106 209H104L103 211L104 212H102V213H105L106 212ZM122 209H120V211H121ZM123 210H124V207H123ZM122 210V211H123ZM160 210V209H159ZM158 210V211H159ZM18 211H20V209L18 210ZM61 211V210H60ZM88 211V210H87ZM122 211L120 212V213H122ZM129 211V210H128ZM142 211V210H141ZM140 211V212H141ZM153 211V210H152ZM155 211V210H154ZM0 212H3L4 213V210L3 211H0ZM6 212L8 213V210H6L5 211V215H9V213L8 214H6ZM11 212V211H10ZM31 212V211H30ZM35 213H36V211H34ZM53 212V211H52ZM69 213L71 212V210L70 211H68ZM75 212V211H74ZM89 212V211H88ZM108 212H110V211H108ZM113 212V211H112ZM112 212H110L111 214H112ZM149 212H151V211H149ZM12 213V212H11ZM20 213V212H19ZM23 213V212H22ZM100 213V212H99ZM102 213H101V215H102ZM127 213V212H126ZM173 213V212H172ZM18 214V213H17ZM25 214V213H24ZM23 214V215H24ZM71 214H72V212H71ZM86 214V213H85ZM92 214V213H91ZM98 214V213H97ZM97 214H95V215H97ZM107 214V216L109 215V213H106ZM106 214H104V215H106ZM123 214H124V212H123ZM145 214H146V212H145ZM4 214H2V216L0 215V220H1V217H3L4 218V216H5ZM15 215V214H14ZM25 215H27V214H25ZM29 215V214H28ZM77 215V214H76ZM86 215H88V214H86ZM99 215V214H98ZM100 215V216H101ZM128 215V214H127ZM148 215V214H147ZM152 215V214H151ZM175 215V214H174ZM13 216V215H12ZM16 216V215H15ZM31 216V215H30ZM107 216H105V219L106 218H108V219H110L109 217H107ZM114 216V215H113ZM112 216V217H113ZM119 216H121V214L119 215ZM126 216V215H125ZM150 216V215H149ZM162 216H163V214H162ZM177 216V215H176ZM6 217V216H5ZM22 217V216H21ZM33 217V216H32ZM31 217V218H32ZM34 217H35V215H34ZM95 217V216H94ZM102 217V216H101ZM122 217H124V215L122 216ZM122 217H121V219H122ZM132 217V216H131ZM164 217V216H163ZM29 218V217H28ZM92 218V217H91ZM96 218V217H95ZM103 218V217H102ZM101 218V219H102ZM114 218H118V216L117 217H114ZM128 218V217H127ZM143 218V217H142ZM178 218V217H177ZM20 219V218H19ZM75 219H76V217H75ZM82 219V218H81ZM100 219V220H101ZM104 219V218H103ZM102 219V220H103ZM113 219V218H112ZM120 219V218H119ZM118 219V220H119ZM145 219V218H144ZM176 219V218H175ZM7 220V219H6ZM6 220L5 219H3L2 220V224H4V225H6L5 227H4V225H3V229H2V224H1V226H0V231H5V229H6V227L8 226V225H10L8 222V225H7V223H6ZM68 220V219H67ZM85 220V219H84ZM84 220H81V221H83L84 223H86ZM132 220V219H131ZM138 220V219H137ZM153 220V219H152ZM158 221H159V219H157ZM3 221L5 222V223H3ZM9 221V220H8ZM30 221H31V219H30ZM79 221H80V219H79ZM93 221H94V219H93ZM114 221V220H113ZM13 222H14V218H13ZM31 222H33V220L31 221ZM31 222H30V224H31ZM36 222V221H35ZM34 222V223H35ZM74 222V221H73ZM92 222V221H91ZM90 222V223H91ZM108 222H110V220H108L107 221V224H109ZM155 222V221H154ZM1 223V222H0ZM37 223V222H36ZM64 223V222H63ZM71 223H72V221H71ZM74 223H76V222H74ZM93 223V222H92ZM96 223V222H95ZM100 223V222H99ZM105 224H106V222H104ZM112 223V222H111ZM88 224H89V222H88ZM87 224V225H88ZM97 224V223H96ZM105 224H104V226L103 227H106L105 226ZM124 223H122L121 225H123ZM143 224H144V222H143ZM154 224V223H153ZM12 225V224H11ZM14 225V224H13ZM12 225V226H13ZM16 225V224H15ZM18 225V224H17ZM20 225V224H19ZM23 225V224H22ZM21 225V226H22ZM40 225V224H39ZM43 225H45V224H43ZM63 225V224H62ZM80 225V224H79ZM101 225V224H100ZM125 225V224H124ZM127 225V224H126ZM12 226H11V228H12ZM25 226V225H24ZM23 226V227H24ZM26 226H27V224H26ZM32 226V225H31ZM38 226V225H37ZM36 226V227H37ZM42 226V225H41ZM110 226H114V225H110ZM128 226V225H127ZM14 227V226H13ZM16 227V226H15ZM14 227V228H15ZM29 227V226H28ZM27 227V228H28ZM39 227V226H38ZM38 227H37V230H38ZM44 227V226H43ZM46 227V226H45ZM44 227V228H45ZM70 227V226H69ZM101 227V226H100ZM115 227V226H114ZM113 227V228H114ZM120 227V226H119ZM150 227V226H149ZM177 227V226H176ZM5 228V229H4ZM11 229L10 227H7V229ZM21 228V227H20ZM19 228V229H20ZM26 228V229H27ZM32 228L33 227H31V231H32ZM52 228V227H51ZM59 228V227H58ZM64 228V227H63ZM72 228V227H71ZM80 228V227H79ZM92 228V227H91ZM95 228H97L98 229V227H95ZM116 228V227H115ZM114 228V229H115ZM122 228H124L123 226H122ZM125 228L127 229V227L125 226ZM23 229V228H22ZM26 229H23V231L24 230H26ZM34 229V228H33ZM39 229H41V228H39ZM43 229V228H42ZM53 229V228H52ZM101 229H103L104 230V228H101ZM156 229V228H155ZM176 229V228H175ZM12 230H16V229H13L12 228ZM11 230V231H12ZM27 230H29V229H27ZM45 230H46V228H45ZM87 230V229H86ZM10 231V230H9ZM30 231V230H29ZM40 231H42V230H40ZM44 231V230H43ZM42 231V232H43ZM56 231V230H55ZM77 231V230H76ZM106 231V230H105ZM116 231V230H115ZM118 231V230H117ZM116 231V232H117ZM119 231H121V229L119 230ZM129 231V230H128ZM158 231V230H157ZM35 232V231H34ZM33 231H32V233L31 234H33L34 233ZM51 232V231H50ZM53 232V231H52ZM60 231H56V233L55 234H58ZM62 232H63V230H62ZM80 232V231H79ZM94 232H95V230H94ZM93 232V233H94ZM122 232V231H121ZM1 233V232H0ZM3 233V232H2ZM5 233V232H4ZM7 234H9V232H6ZM5 233V234H6ZM15 233H16V231L14 232V234H11V235H15ZM23 233V232H22ZM27 234H28V232H26ZM54 233V232H53ZM70 233V232H69ZM86 233H88V231L86 232ZM118 233V232H117ZM126 233H127V231H126ZM20 234V233H19ZM27 234H25V235H27ZM54 234V235H55ZM90 234H92V233H90ZM98 234V233H97ZM102 234V237L104 238V236H103V233H101ZM100 234V235H101ZM109 234H112L111 232H109ZM109 234L107 235V232H106V235L107 236H109ZM119 234V233H118ZM122 234V233H121ZM120 234V235H121ZM17 235V234H16ZM34 235H35V233H34ZM36 235H37V233H36ZM42 235V234H41ZM47 235V234H46ZM45 234L43 235V236H46ZM50 235V234H49ZM53 235V234H52ZM53 235V236H54ZM62 235V234H61ZM70 235V234H69ZM68 235V236H69ZM86 235V234H85ZM105 235V234H104ZM105 235V236H106ZM114 235H116V234H114ZM114 235L112 236V235H110L111 237H105L104 239H102L101 241L100 240H98V241H100L101 242V246H99V249L98 250H95L94 248H96V247H98V245L95 243L96 241L94 240L95 239V237H94V239H93V241H95L94 243L97 245V246H95V244H93L94 246H92L91 247V245H89V244H91L89 241H85L86 243H88L89 242V244H87L86 246H85V244L86 243H81V244H84V246L82 247L81 246V244H80V246H78L77 245V247H76V245H75V242H73V243H71V241H70V243L71 244H73V246L72 245H70V244H68L69 246H66L65 248L63 247V246H61L60 245V247H58V245H57V247L58 248H60V249H57V251L55 250V252L51 249H48V248H46V242H45V244L43 243V241H39L40 243H38V242H36V241H38L40 238H35L36 239V241L35 240H33L32 242L29 240V239H25L26 240V242H24V243H27L28 244V242L30 241V243L29 244H33V245H25V244H23V245H25V246H23V247H19V245H18V247H17V245H16V247L14 246V245H11L10 243H7L8 241H6V238L5 239H3L2 238V235H0L1 237H0V264H57V262H58V264H93V263H96V262H101L100 264H132L133 262V260H132V254L130 253V251H127V245H129V244H125L127 247H125L126 248V251H124L125 250V248L123 247L122 248V246H121V248L122 249H124V250H122L120 247H118V248H120V249H118V248H116L117 247V243L119 242H117V240H115L116 238H114V240L113 239H111V238H113L114 237ZM120 235H118V237L120 236ZM52 236V237H53ZM74 236V234L72 233V237ZM88 236V235H87ZM91 236V235H90ZM32 237H35V236H32ZM38 237H39V235H38ZM47 237V236H46ZM55 237V236H54ZM76 237H78V235L76 236ZM101 237V238H102ZM127 237V236H126ZM146 237V236H145ZM11 238V237H10ZM9 237H8V240L10 239ZM12 238H13V236H12ZM24 238H26L25 236H24ZM30 238V237H29ZM42 238H44V237H42ZM70 238V237H69ZM87 240H90V239H92V238H89V237H85ZM84 238V239H85ZM97 238V237H96ZM31 240L33 239V238H30ZM38 239V240H37ZM46 238H44V240H45ZM61 239V238H60ZM59 239V240H60ZM72 239V238H71ZM70 239V240H71ZM74 239H76V238H74ZM85 239V240H86ZM98 239H100L99 237H98ZM129 239V238H128ZM11 240V239H10ZM15 240V239H14ZM80 240V239H79ZM129 240H131V239H129ZM133 240V239H132ZM6 241V242H5ZM51 241H53V239H51ZM57 241V240H56ZM55 241V242H56ZM62 241V240H61ZM67 240H65V242H66ZM92 241V240H91ZM121 241H123V240H121ZM120 241V242H121ZM124 241H126V240H124ZM18 242H19V240H18ZM34 242H36L37 243V245H34V244H36V243H34ZM41 242L43 243V245H45V247L41 244ZM129 242V241H128ZM132 242V241H131ZM145 242V241H144ZM13 243H14V241H13ZM15 243L17 244V242H16V240H15ZM22 243V242H21ZM20 243V244H21ZM52 243V245H54L53 244V242H51ZM58 243V242H57ZM61 243V242H60ZM78 243V242H77ZM76 243V244H77ZM125 243H127V242H125ZM130 243V242H129ZM134 243V242H133ZM79 244V243H78ZM132 244V243H131ZM63 245V244H62ZM122 245V244H121ZM124 244H123V246H125ZM20 246H22V245H20ZM55 246V245H54ZM75 246V247H74ZM90 246V247H89ZM118 246H120V245H118ZM138 246V245H137ZM57 247H55V248H57ZM88 247V248H87ZM113 247H115L116 248V251H113ZM130 247H131V245H130ZM50 248V247H49ZM94 250H93V249ZM105 248H106V250H105ZM109 248H111L110 250H109ZM113 248V249H112ZM137 248V247H136ZM144 248V247H143ZM118 249V250H117ZM129 249V248H128ZM138 249V248H137ZM129 250H131V249H129ZM133 250V249H132ZM135 251V250H134ZM133 251V252H134ZM145 252V251H144ZM56 253V254H55ZM140 253V252H139ZM143 255H145L144 253H142ZM67 255L68 256H71V257H68L67 258ZM140 255L141 254H139V255H137V257L139 256L140 257ZM54 257H56V258H54ZM138 257V258H139ZM147 257V256H146ZM57 259H59L57 262H56V260ZM136 259V257L134 258V260ZM142 259V258H141ZM140 259V260H141ZM55 260V261H54ZM148 260V259H147ZM60 261V262H59ZM136 261H138V259L136 260ZM140 262H142V261H140Z\"/></svg>",
  "mask_w": 264,
  "mask_h": 264
}]
</instances>
